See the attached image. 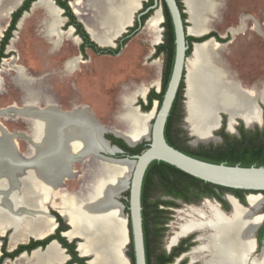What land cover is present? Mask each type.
<instances>
[{"label":"bare ground","instance_id":"6f19581e","mask_svg":"<svg viewBox=\"0 0 264 264\" xmlns=\"http://www.w3.org/2000/svg\"><path fill=\"white\" fill-rule=\"evenodd\" d=\"M142 1L145 0H96L94 17L99 31L93 26H85L100 44H110L126 27L131 26L132 15L140 9ZM16 2L20 3L21 0ZM184 2L193 24L189 33L201 36L207 30V20L199 16L200 9L213 10L216 4L214 0ZM80 5V0L73 3L79 17ZM38 7L43 8L47 16V33L51 36L60 34L57 29L62 21L59 16L61 10L51 0H39L33 9ZM12 9L7 7L4 12L8 15ZM162 22L158 9L146 24L156 35V42L161 38ZM209 44L195 45L187 62L186 117L188 130L196 137L194 144L218 140L215 132L221 128V113L230 116L228 131L231 133H234L235 118H241L247 127L256 122L263 125L259 102L264 104V90L247 88L235 80L213 60L215 55L213 50L208 49ZM76 64L77 61L71 59L65 67L73 70ZM26 88L29 89L28 86ZM145 93L142 86L135 92H125L121 98L123 112L119 118L127 127L123 131L113 130L130 145L139 144L141 139L149 137L148 126L153 113H142L134 107L136 96ZM34 99L28 98L24 109L12 106L0 111V117L24 118L30 128L23 138L27 144H31L30 155L23 158L16 141L22 134L10 133L0 124V230L6 231V227L13 229L11 246L26 242L30 236L44 237L51 233L54 218L44 212L43 205L53 190L62 201L55 207L73 227L67 236L83 238L79 249L83 255L95 256L91 264H125L123 260L128 250V238L123 226L122 206L116 198L128 190V180L135 162L100 156L101 151L117 153L102 139L101 134L106 129L97 126L99 124L92 118L89 108L77 107L73 112L65 113L47 97L43 103ZM110 132L114 133L112 129ZM84 157L97 159L93 177L85 183L83 194L69 193L61 183L64 178L71 179L76 175L72 174L73 165L69 166L70 158L78 161ZM230 200L234 208L230 218L222 216L212 205L209 218L202 211H197L200 216H205L201 220L180 218L178 230L181 234L197 226L211 231L208 238L203 240L206 243L204 248L211 249L209 261L203 264H248L246 259L255 246L256 232L263 219L260 212L264 195L249 196L248 209ZM36 214L41 218L35 217ZM193 215L197 216L196 213ZM110 254L115 262L110 259ZM66 258L56 244L50 245L45 252L36 251L32 255L35 264H61ZM249 264H264V248Z\"/></svg>","mask_w":264,"mask_h":264},{"label":"rangeland","instance_id":"374dc122","mask_svg":"<svg viewBox=\"0 0 264 264\" xmlns=\"http://www.w3.org/2000/svg\"><path fill=\"white\" fill-rule=\"evenodd\" d=\"M24 1L21 0L19 4L15 3L12 11L7 15L4 9L7 5L12 4L13 0H0V41L9 26L12 12L19 8ZM38 1L36 0V2ZM75 1L71 0L70 4L73 6ZM80 1L79 11L81 15L78 19L83 21L84 28H87L86 24L95 27L99 31L94 17L96 15V0ZM148 2L149 0L142 1L140 9L132 15L131 26L126 27L124 32L114 40L116 47H118V41L121 38L126 34H131L130 29L135 26L136 18ZM214 2L216 5L213 10L204 11L205 9H200V15L198 14L207 20V34L215 32L219 38L224 40L218 41L213 38L216 44L215 42L209 44L208 49L213 50V55H215L213 60L217 61L218 65L222 66L245 87L258 91L264 90V0H214ZM34 5L20 20V27L18 24L17 30L5 50L6 57L0 63V111L12 106L24 109L28 97H34V100L39 103L41 97L44 98L43 95L49 94V97L54 96V100H57V103L54 102V104L58 105L61 110L70 111L75 105L77 107L79 105L88 107L109 135L114 136L110 133L112 128L125 130L126 124L116 118L118 111L122 109L121 98L123 94L125 92H135L142 86L149 89L154 81V76L155 81H158L163 66V57L154 56L155 48L164 40L163 23L160 27L163 32L159 42H156L154 32L146 27L147 21L156 13V10L154 9L152 13V10L148 12L149 16L145 24L137 30L134 36L129 38L125 48L118 56H98L87 50L85 56L87 60L85 61L80 56L78 39L74 38V32L65 25L67 19L63 17V12H60L59 16L62 21L57 29L60 34L51 36L47 33L46 24H48V20L45 11L41 7L34 10ZM183 5L187 11L185 2ZM186 14V25L189 30L193 24L190 22L188 11ZM213 44L218 46L215 47ZM194 47L195 45L192 47L190 57L193 54ZM71 59L77 61L75 72L66 73L65 64ZM25 86H28L29 89H24ZM186 91L187 82H185L184 96ZM137 98L140 99V97ZM183 99L186 101V96ZM38 105L42 107V104ZM259 105L263 125L255 123L248 126L249 128H255L254 130L264 128V104L259 102ZM148 113L150 112L148 111ZM221 117H223V123L226 122L225 131L230 136H236L235 133L227 130L229 116L221 114ZM235 120L237 123L234 124V127L238 131V127L242 123L245 125V122L241 118H235ZM152 122L153 118L149 121L148 132ZM0 124L10 133L18 132L20 135L26 133L30 128L24 118L8 119L2 116L0 117ZM217 133L216 136L219 137V140L209 141L210 143L198 142L197 146L220 145L222 138ZM23 137L20 136L16 141L18 150L24 158V156L30 155L31 144H27ZM188 138L190 141H195L193 136L189 135ZM146 140L144 139L139 143L147 142ZM190 147L194 148L193 145ZM93 160L94 158L90 159L87 168L92 166ZM84 166L75 161L74 171L81 172ZM79 182L76 179L66 180L65 184L68 192L73 193L71 191L78 189ZM123 193L119 198L121 202L124 196ZM246 207L249 208L250 206L247 205ZM50 212L53 215L55 214L52 210ZM123 213L126 215L124 209ZM173 217L171 213L170 219L174 220ZM123 222L126 230L127 221L125 217ZM6 228L9 229V227ZM12 234L13 230L11 229L8 231L0 230V256L2 255L1 248L3 246L6 251H12L20 244L11 247L10 238ZM28 239L23 243H27ZM127 248H129V245ZM113 251H115V248H113ZM127 252L128 250L125 252L123 260L125 264H128ZM110 259L114 261L111 254ZM33 260L31 255H25L4 260L2 264H35Z\"/></svg>","mask_w":264,"mask_h":264},{"label":"flooded vegetation","instance_id":"af4514ba","mask_svg":"<svg viewBox=\"0 0 264 264\" xmlns=\"http://www.w3.org/2000/svg\"><path fill=\"white\" fill-rule=\"evenodd\" d=\"M35 2L32 5L37 3V2L36 3ZM70 2H71V0H68V4L71 8L73 15L75 16L77 21L81 23L82 20L78 19L79 16L74 11L73 6L70 4ZM149 2H150V0H149ZM149 2L145 5L144 10L140 14L144 13L150 6L153 5V4L150 5ZM15 3H17V2L15 0H13L12 4L7 5L8 9L10 7H14L13 5ZM153 3H154V0H153ZM54 5L56 7H58L63 12V17L67 19V22L65 24L67 26V23L69 22V18L65 17L64 10L61 7H59L55 1H54ZM160 7L162 9L161 15H162V18L164 20V22H162L163 28H164V23H165L166 19H165L161 0H160ZM17 9L15 11H17ZM15 11H13L11 14L10 23L12 21V16H13V13ZM26 13H28V12H25L24 14H26ZM24 14H23V16H24ZM139 15L135 20L136 21L135 25H136V23L138 24V22H140ZM22 17L19 19L18 24H19L20 20L22 19ZM10 23H9V25H10ZM18 24H17V27H18ZM17 27H16V30H17ZM68 27L70 29L73 28V30H71V31L74 32V38H77L79 41V52H80V56L82 57V60L83 59L85 61L87 60V59H85V56L87 55V50L92 51L93 53H95L98 56L115 57V56L119 55V53H115V51L108 53L107 51L94 50L88 44H86L85 47L82 48V46L85 44L84 38L76 33V28L74 27L73 24L69 25ZM16 30L14 31V33L16 32ZM135 30L136 29L133 30L131 28L130 29L131 34ZM162 32H163V30H161V37H162ZM14 33H13V36H14ZM128 35H130V34H126V36H128ZM3 36H4V34H3ZM164 37H165V28H164ZM11 40H10V42H11ZM10 42H9V44H10ZM162 44H164V40L160 45H162ZM116 48H118V47H116ZM116 48H112V49H116ZM154 56L155 57H160V56L163 57V66L160 70V74H159V77L157 79L158 81L157 82L155 81V76H154V79H153L154 81L151 84L150 88L145 89L146 93L143 96H138V95L136 96L137 102L135 99L134 107H136V106L140 107L141 111H143V112L153 111V109H154L155 115H156V113L162 107V104L164 101V96H165V93H166V90L168 87V67H167V54L165 52L162 51L158 55L157 49L155 48ZM65 70H66V73L75 72L74 71L75 67L73 68V70H67L65 67ZM66 77L68 78V76H66ZM183 83H184V89H182L180 86L177 97L174 101L170 115L168 117L166 127H165V137H166V140L168 142V133L175 136L181 142L180 143L181 145L178 148L180 151L186 153L187 155H190L194 158L201 160V158H200L201 155H203L204 153H213V152H211L212 148L210 147V145L206 146V147H204L205 145H198L197 146V145L193 144V141H190L188 138L190 134H191L190 136L194 137V134H192L188 130V127H187L188 123H187L186 114H187L188 104H187V98H186V107H185V100L183 99V97H185L184 96L185 82H183ZM43 97L44 98L41 97V100H39V103H43L45 97H49V94H47L45 96L43 95ZM137 97H140V99L138 100ZM28 98H30V97H28ZM49 99H51V101L53 103L54 102L57 103V100H54L55 99L54 96L49 97ZM150 104H151V108L148 110L147 108ZM55 106L58 107V105H55ZM78 107H86V106H80L79 105ZM42 108H43V104H42ZM76 108H77V105L73 106L72 110H70V111L69 110L64 111L61 109L60 110L62 112H65V113H71ZM122 112H123V108L118 111L117 116H116L117 119H120L119 117H120V115H122ZM92 118L97 121V123L99 124L97 126L99 128H105L99 123V121L95 117H93V115H92ZM257 124L261 125V123H259V122ZM108 129H110V128H108ZM113 129L114 128H112V132H114L116 134V132ZM118 131H121V130H118ZM252 131H255V130H252ZM238 132H239V130H238ZM218 133H217V135H218ZM106 137H107V139H109L112 142L113 145H116L119 148H121L118 145V143H116V141H115V139L117 140L119 138H116L115 136H112L109 134H106ZM236 137H240V133H239V135H236ZM144 139H148V137L144 138ZM144 139H141V140L143 141ZM195 139H196V137H195ZM211 141H213V140H211ZM222 141H223V139H222ZM191 145H193L194 148L190 147ZM214 146L216 147L218 145H214ZM17 148H18V146H17ZM123 152L125 155H118V157L133 155L132 153L126 152L124 150H123ZM102 154L105 155V153L101 151L100 155L102 156ZM90 159L91 158H85L83 160L77 161L82 166H84V165L85 166H84L83 170H81V172H75V171L72 172V174L74 173L76 175L74 177H72L71 179H76V180H79L81 182V183L79 182L78 189H75V191H71L74 194H78V195L83 194V187H84L85 183L89 182L90 179L93 177V171L97 167L96 161H95L97 159L94 158V160L92 162V166L90 168H87V164H88V162H90ZM122 161H127V160H122ZM74 162L75 161H73L72 158H70L69 166L72 167V165H73V169H75ZM93 167H94V170H93ZM162 168L163 169H161V167H159V168H157V169L155 168L153 170L154 174H153V178L151 179V181L148 180L146 183H144V181H143L144 186L142 189V195L144 198L147 197V199H148L147 203H146L144 217H143L144 225L146 224V226H147V230H146L147 246L145 245L147 264H203V263L209 261V258H210L209 255L211 252L210 248L209 249L204 248L206 243L203 240H206L208 238L211 231L209 229H204V228L197 226L191 230H188L184 234H181L180 231L178 230V223L180 222V218H184V217L187 218L188 217V218H192V219H196V220H201V217H205V216L207 218H209V216H210V209H209L210 205L217 207L218 212L222 216H224L225 218L226 217L230 218L234 214V208L232 206L230 199L235 200L240 206L242 205L243 208L248 209V207H246L247 205L250 206V204L248 202V197L252 196V195H257V194H259V192L258 193H248L247 195H245V200H242V197L237 195L233 191H224L223 192L220 189L212 188L210 186L204 185L203 183L190 181V180L185 179V178H183V179L178 178L179 181L177 180L176 184H171L170 181L168 180V174L171 176V173L174 174V172L172 170L168 169V167H162ZM71 179L64 178L62 183H61V186H63V189L67 192H68V189L66 187L65 181L71 180ZM169 179H171V178H169ZM58 193H59V191H58ZM127 194H128V196H127ZM262 194L264 195L263 192H262ZM123 195L125 197L123 196L122 203H123V201L128 202L129 191L128 190L125 191L123 193ZM57 196L58 195H55V191L52 190V194L48 198V201L43 205L45 208L44 212L47 213V210H46V205H47V207L49 208L50 211L51 210L54 212L59 211L60 214L62 216H64L62 214V212L59 210V208L55 207V204L60 205L59 203H62V201ZM56 200H58V201H56ZM125 209H126V205H125ZM125 209H124V211H125ZM197 211L204 212L205 216L204 215L200 216L198 214L199 212H197ZM171 213L174 216L173 217L174 220L170 219ZM193 213H196L197 216H194ZM260 214H261V216H262V214H264V205L261 209ZM261 222L262 223H260L261 225H259L260 227H258L257 232H256L255 246L253 245V248L250 251V255H249L248 259H246L248 264L251 263V261H253V259L256 256H258L260 253H262V250L264 248V236L262 238L260 237V235H261L260 230L264 226V219H262ZM171 223H172V225H171ZM53 224L55 226L54 219H53ZM146 226H145V229H146ZM59 227L63 228V226H61L60 223H58L57 230L59 229ZM10 229L11 228H9L8 230H10ZM8 230H6V231H8ZM11 230H13V229H11ZM57 230L54 234L57 233ZM63 230L64 229H62L59 232L61 237H64L62 235V233L66 231V230L65 231H63ZM143 231H144V229H143ZM13 233H14V231H13ZM30 237H27V239ZM64 238H66V237H64ZM144 239H145V234H144ZM10 240H11V238H10ZM66 240L68 241L67 238H66ZM74 241H77V240H74ZM68 242L72 243L73 241H68ZM11 247H14V246H11ZM63 249H65V248L63 247ZM12 251H7V252H12ZM65 251H66L65 253L67 255H69L67 253L66 249H65ZM75 251H77V250L75 249ZM65 253H64V255H65ZM22 254H21V257L25 256V254L24 255H22ZM29 254H31V253H29ZM77 257L79 259L82 258L79 256V253H78ZM8 259L9 258H7L5 260H8ZM78 263H75V264H78ZM85 263H86V261L79 263V264H85Z\"/></svg>","mask_w":264,"mask_h":264},{"label":"water","instance_id":"95a60500","mask_svg":"<svg viewBox=\"0 0 264 264\" xmlns=\"http://www.w3.org/2000/svg\"><path fill=\"white\" fill-rule=\"evenodd\" d=\"M51 1L54 3L53 0ZM164 2L168 8L171 21L173 24V28H174L175 58H174L172 74L168 82V87H167V90L164 96L162 107L156 113V115H155L154 109L153 111H149L150 113H153V122L150 125L149 137L146 140L147 142H145L146 149L139 154L118 157V155H125L123 150L119 148L118 146L113 145L112 142L109 139H107L106 137V134H108L107 131H104L101 134L102 139L108 144V147L115 149L116 150L115 153H117L116 155H114L113 153L108 152V153H105L106 155H103V154L102 156L100 155L101 157H107L108 155L109 157H111L112 159L114 158L115 160H128V161L135 162L134 169L128 180L129 215H124L123 213L127 221L126 222V232H127V238H128V245H130L132 242L135 264H147L145 239H144V231H143L142 189H143V181H144L146 171L151 163L155 161L165 162L185 172L186 174L190 176L200 179L206 183H210V184L220 186L223 188H228L231 190L259 192V194H262V192H264V167L263 166L261 167H257V166L242 167L240 165L228 166L227 164H224V163L214 164V163L206 162V161L194 158L190 155H187L186 153L172 147L167 142L166 137H165L166 123L170 115L174 101L177 97L180 86L182 82H186L187 62H188V59L190 58V56L187 55V52L190 48V44H189L187 37L194 36V35L189 33V30L187 29V26L185 25L186 20H184L183 18V13H187V11L185 9L184 11L181 10L178 1L177 0H164ZM182 3H184L183 0H182ZM154 9L155 10L159 9L162 12V9H160V0H154L153 5L150 6L144 13L139 15V19L143 15L147 14L149 11L154 10ZM81 23H83V21H81ZM142 26L143 25L141 24V20H140L139 28H141ZM85 29L90 35V38L92 39V41H94L99 47L103 49L116 47L114 40H116L118 37L112 39L110 44L102 45L91 35V33L89 32L87 28ZM70 30H73V28H71ZM137 30H135L132 34L128 35L127 38H131L132 36H134ZM204 35H207V32H205L201 36H194V37H202ZM213 42L216 43L215 39L212 38L203 43H194L193 45H205V44L213 43ZM125 46L126 45H123L121 47V51L119 52V54L122 52ZM185 96H186V93H185ZM136 102H137V99H136ZM185 104H186V101H185ZM136 107L139 109L140 112L148 113V112L141 111L140 107L138 106ZM221 114H225V113H221ZM220 118H221L220 125L223 126L224 125L223 117H221V115H220ZM234 121L235 123H237L236 120ZM229 123H230V116L228 117L227 130H228ZM245 127L250 130L255 129V128L247 127V124H245ZM233 131L236 135H239V132L237 131L235 127L233 128ZM217 132H215V136ZM112 134L116 138L122 139L131 148H136L140 144H142L141 142L139 144L130 145L122 137L117 136L114 133ZM21 136H24V135L22 134ZM218 140H219V137H218ZM193 144H194V141H193ZM195 145H197V143ZM119 198L120 197L116 199L121 204L122 212H123V209H125V205L121 201H119ZM46 210H47L48 215L54 218V223H55L54 230L44 237L31 236L28 239L27 243H29L31 240H34V241L44 240L56 232L57 227H58L57 219L55 215H53L50 212L48 207H46ZM56 212L63 219L65 224L69 227V230L63 232L62 235L66 237L68 241L77 240L76 250L79 253V256L87 258L88 260L86 261V264H91L92 261L95 259V256L93 254L83 255L79 249L80 244L84 242L83 238L68 237L67 234L73 230V227L71 223L64 216L60 214V212L58 211ZM35 213L37 212H34V214ZM36 215L37 216L35 217H40L38 216V214ZM262 216L264 219V214H262ZM129 223H130L131 229H129L128 227ZM130 234L132 238L130 237ZM21 244H26V243H20L19 245ZM52 244L58 245V247L61 248L64 253L66 252L65 249L61 247L60 243L57 240H53L45 248L38 247L34 249L31 252V254L27 252H24L23 254L27 256L29 255L32 256L33 253L36 251L45 252L48 249V247ZM65 255L67 256V258L65 262H63L62 264H66L71 259V256L67 255L66 253ZM126 257L128 259V264H131V260L128 257V255H126Z\"/></svg>","mask_w":264,"mask_h":264},{"label":"trees","instance_id":"16d2710c","mask_svg":"<svg viewBox=\"0 0 264 264\" xmlns=\"http://www.w3.org/2000/svg\"><path fill=\"white\" fill-rule=\"evenodd\" d=\"M35 1L36 0H25L22 3V5L17 9V11H15L13 13L12 21H11L10 25L8 26L7 30L4 32V36L2 37V39L0 41V63H1L2 59H4L6 57L5 56V50H6L7 46L9 45L10 40L13 37V33L16 30L19 19L23 16V14L25 12L30 11L32 4ZM54 1L56 2V4L59 7H61L64 10L65 17L69 18V22L67 23V27L69 25L73 24L74 27L76 28V33L84 38L85 44L82 46V48H84L85 45L88 44L94 50L107 51L108 53L115 51V53H119L121 50V47L129 41V38H127V36L125 35L123 39L121 38L118 41V48H116V49H112V48L102 49V48H100L94 41L91 40V38H90L88 32L86 31V29L84 28L83 24H81L80 22L77 21V19L75 18V16L73 15V13L71 11V8L68 4V0H54ZM177 1L179 3L181 10L184 11V5L182 3V0H177ZM161 3H162L165 19H166V21L164 23L165 37H164V44L158 45L156 47V49H157L158 55L162 51L167 54L168 82H169L171 74H172L173 65H174V58H175V34H174V28H173V24L171 21V17H170L168 8H167L164 0H161ZM149 4L152 5L153 0H150ZM152 12H153V10L151 11V13ZM148 16H149V14L147 13L140 18L142 25L145 24ZM183 18H184V20L187 19L186 13H183ZM139 24H140V22H138V24L136 23L135 27L132 29L137 30L139 28ZM185 25H186V23H185ZM212 38H215L218 41H224L221 38H219L217 33H215V32H211V33L204 35L202 37L188 36L187 39L189 41L190 48L187 52V55L190 56L194 43H203V42H205L209 39H212ZM181 88L184 89V83L183 82L181 84ZM150 108H151V104L148 106L147 109L149 110ZM225 123L226 122H224L223 128L218 133V135L221 136L223 139L222 143L216 147L214 145H210V147L212 148L211 152H213V153H204L200 157L201 160L206 161V162H210V163H214V164L224 163V164H227L228 166L240 165L242 167H251V166H257V167L263 166L264 167V128L252 131V130L245 128V125L242 123L238 127L240 137H236V136H230V134H228L225 131ZM115 141H116V143H118V145L124 151L132 153V154H139L146 149V146H145L146 143L145 142L140 144L136 148H131L121 139H117V140L115 139ZM168 143L176 149H178L179 146L181 145L180 144L181 142L179 141V139L176 138L175 136L169 134V133H168ZM204 147H206V146H204ZM159 167H161V169H163L162 167H168V169H170L174 172L175 175L173 173H171V176L168 174V180L170 181L171 184H176L177 180L179 181L178 178H182V179L185 178V179H188L190 181L203 183L204 185L210 186L212 188L220 189L223 192L224 191H233L237 195L241 196L242 200H245V195H247L248 193H258V192H249V191H243V190H230V189L223 188L220 186H216V185H213L210 183H206L200 179H197L193 176L186 174L185 172L177 169L176 167H174L170 164H167L165 162H157V161L151 163L150 166L148 167L146 174H145L144 183H146L148 180L151 181V179L153 178V174H154L153 170L155 168L157 169ZM169 178H171V179H169ZM144 183H143V186H144ZM127 196H128V194H127ZM147 200H148L147 197L144 198L142 195V207H143L142 215H143V217H144V213H145ZM123 203L126 205L125 212L127 215H129L128 202L123 201ZM54 213H55L54 215L57 219V222L60 223V225L63 226V228L59 227L56 234H53L44 240H40V241L31 240L27 244H21L16 249H14L12 252H7L6 248L3 246L1 248L2 249V255L0 256V264H2L3 261L7 258L14 259V258L19 257L24 252L31 253L32 250H34L38 247L45 248L53 240H57L61 244V246L67 250V253L71 256V259L66 264H75L78 262L82 263V262L87 261L88 260L87 258L82 257L79 259L77 257L78 253H77V251H75L76 241L69 243L66 240V238L60 236L59 232L62 229H64L63 231H65V230L67 231V230H69V227L65 224V222L63 221V219L59 216V214L57 212H54ZM145 226H146V224L144 225V222H143V229H144V234H145V245L147 246V239H146V237H147V233H146L147 226H146V229H145ZM128 227H129V229H131L130 223H129ZM260 234H261L260 237L262 238L264 236V226L260 230ZM130 237L132 238L131 234H130ZM127 255L131 260V264H135L132 242L129 245V251L127 252Z\"/></svg>","mask_w":264,"mask_h":264}]
</instances>
